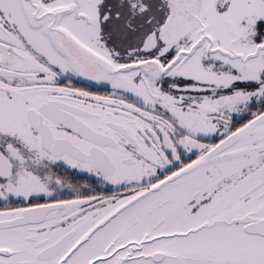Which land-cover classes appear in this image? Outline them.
Returning a JSON list of instances; mask_svg holds the SVG:
<instances>
[{"label": "snow or ice", "instance_id": "6c2138e0", "mask_svg": "<svg viewBox=\"0 0 264 264\" xmlns=\"http://www.w3.org/2000/svg\"><path fill=\"white\" fill-rule=\"evenodd\" d=\"M0 264H264V0H0Z\"/></svg>", "mask_w": 264, "mask_h": 264}]
</instances>
